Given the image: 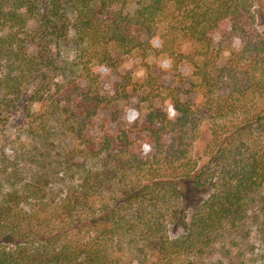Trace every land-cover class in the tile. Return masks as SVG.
<instances>
[{
	"label": "trees",
	"instance_id": "obj_1",
	"mask_svg": "<svg viewBox=\"0 0 264 264\" xmlns=\"http://www.w3.org/2000/svg\"><path fill=\"white\" fill-rule=\"evenodd\" d=\"M153 50L192 72L163 88L146 67V114L122 129L99 70ZM23 96L0 264H264L247 255L254 227L264 247V0H0V131ZM188 182L208 192L189 217Z\"/></svg>",
	"mask_w": 264,
	"mask_h": 264
},
{
	"label": "rangeland",
	"instance_id": "obj_2",
	"mask_svg": "<svg viewBox=\"0 0 264 264\" xmlns=\"http://www.w3.org/2000/svg\"><path fill=\"white\" fill-rule=\"evenodd\" d=\"M215 40H219L220 36L215 34ZM229 42V41H228ZM229 46L238 49L240 40L233 37L230 40ZM69 53L68 55H70ZM227 54V53H226ZM113 67H103L99 70L101 86L103 92L108 97L115 100V110L118 111V125L122 129H127L131 124L140 120L146 114L143 109L145 102L142 96H138L132 89L133 82L142 81L146 73V67H150V72L155 76L163 88L178 87L179 82L177 74L187 78L192 72V66L187 62H179L176 70H172L171 63L164 57L163 54L157 50L150 51L147 57L144 58L141 54L135 57H124L115 54ZM131 80V82H130ZM128 84V85H127ZM124 89L128 93V98L123 96ZM117 90L121 93L117 95ZM37 105L28 103V96H23L17 103V110L10 117L7 127L4 131H0V150L3 148L5 151L14 157L13 151H19L20 144L27 141V127L31 118V114L35 113ZM114 110V111H115ZM172 115L173 112H170ZM99 121L98 124H100ZM106 127L109 129V119L105 121ZM113 129V128H112ZM10 151V152H9ZM183 192V206L185 211L190 216L193 208L198 205L202 200L208 196L207 191H201L194 188L191 183H185L182 187ZM188 219V218H187ZM185 231L184 226H170L168 234L171 238H176L183 234ZM250 248L247 251L248 257L260 260L264 258V247L260 240V235L257 228H253L249 237ZM220 260L214 259L210 264H220Z\"/></svg>",
	"mask_w": 264,
	"mask_h": 264
}]
</instances>
